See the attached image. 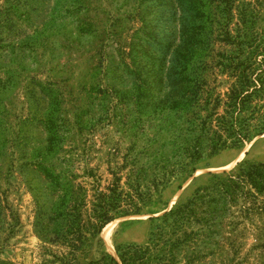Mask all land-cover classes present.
<instances>
[{
  "label": "rangeland",
  "instance_id": "obj_1",
  "mask_svg": "<svg viewBox=\"0 0 264 264\" xmlns=\"http://www.w3.org/2000/svg\"><path fill=\"white\" fill-rule=\"evenodd\" d=\"M263 131L264 0H0V264H264Z\"/></svg>",
  "mask_w": 264,
  "mask_h": 264
},
{
  "label": "trees",
  "instance_id": "obj_2",
  "mask_svg": "<svg viewBox=\"0 0 264 264\" xmlns=\"http://www.w3.org/2000/svg\"><path fill=\"white\" fill-rule=\"evenodd\" d=\"M260 83H261L260 80H258V79H256V78L252 81V84H254V85L256 86V87H255V92L261 90V88H259L260 86L257 88V85H260ZM242 94H243V93H242ZM248 97H249V96H247V95H245V94H243V95L240 96V98H242L243 101L246 100ZM238 104H239V103H238ZM263 132H264V131H263ZM104 228H105V226H102V227L100 228V232H101ZM116 264H117V262H116Z\"/></svg>",
  "mask_w": 264,
  "mask_h": 264
}]
</instances>
